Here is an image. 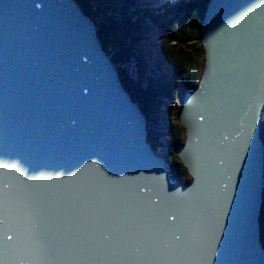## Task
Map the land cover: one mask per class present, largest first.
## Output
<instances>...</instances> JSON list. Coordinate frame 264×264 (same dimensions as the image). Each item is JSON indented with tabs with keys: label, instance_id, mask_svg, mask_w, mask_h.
I'll use <instances>...</instances> for the list:
<instances>
[{
	"label": "water",
	"instance_id": "water-1",
	"mask_svg": "<svg viewBox=\"0 0 264 264\" xmlns=\"http://www.w3.org/2000/svg\"><path fill=\"white\" fill-rule=\"evenodd\" d=\"M25 1L0 0V5L10 7L17 17L16 20L9 19L0 7V55L8 54L4 59L8 61L12 58L17 64H11L9 70L0 68V76L5 78L3 80L8 86L6 95L9 100L7 113L0 114V126L8 123L26 132L21 138L8 140L10 147L17 144L21 146L11 153L17 160H0V264H65L52 255L56 240H48L49 245L46 244V247L34 246L30 243L34 236L31 231L25 232V240L17 239L23 235L26 227L33 226L37 231L43 228L36 223L37 217L30 216L32 207L22 203L33 201L37 207L51 206V193L46 190L48 185L56 187L61 197L67 196L69 193L65 186L69 189L71 181L87 183L88 177L85 175L93 158L98 176L114 184V181L116 184L124 181L140 186L139 177L129 175L124 178L122 169L129 166L133 170L152 168L147 188L152 187V184L160 186L146 191L152 194L151 198L154 197V204H161L168 211L162 213L167 224L176 217L174 231L169 226L164 227L168 236H160L162 231H153L154 222L159 217L151 212L144 213L151 229V232H147L150 245L141 254L144 257L149 252L158 259L164 256L166 259L162 264H167V246L180 257L195 259L190 260L191 264H264V251H261L258 240L263 205L264 151L256 144L259 139L257 130L262 129L261 120L264 116V26L258 28L257 35L256 30L242 21L243 17L237 19L233 16L236 5L241 6L245 14L261 0H212L209 3L201 26V42L206 49L205 66L198 90L185 96L180 119L186 128V141L183 145H176L192 181L177 186L168 178V170L162 163L164 161L154 152L151 158L147 151L142 120L138 117L140 109H137L136 115L134 107L128 102L131 99L128 93L116 85L119 75L109 58H105L104 52L97 48L95 25L87 21L70 0H35L38 3L29 8H24ZM58 15L63 23L60 18L56 19ZM215 17L225 18L228 25L224 27L219 21L215 22ZM48 31L54 36H49ZM222 34H225L226 41L232 37L225 51L220 49V40L224 39ZM245 37L254 41L249 51L239 44ZM29 41L34 42L32 47ZM217 41L219 47L216 50L220 54L215 60L211 45ZM74 42H78L79 46H75ZM26 50L38 68L33 77L31 74L27 77L35 90L30 93V101L22 95L17 69L18 65H26ZM48 51L56 53L49 55ZM48 56L50 60L47 63L45 59ZM233 68L242 71V78L249 79L240 81L219 95L215 73H221L225 83L232 82ZM36 101L37 106L34 105ZM39 108L43 110L42 114H39ZM65 110L69 126L60 118ZM111 117L119 118L120 124L128 126L107 131L104 124H95L92 130L98 137L92 135L87 139L80 134L91 132L85 130L86 122H104ZM250 121L252 127H249ZM133 127L136 129L133 138L121 137L122 132L127 134ZM220 128L223 129L217 130ZM91 133H88V137ZM228 136L232 138V144L228 142ZM57 145H63L65 150L74 154V162H69V158L67 162L63 161V150ZM242 145L243 155L239 157L232 149L240 152ZM218 151H221L220 156ZM89 152H94L95 156ZM196 155L200 158L199 163ZM226 157L227 160L224 159ZM238 158L240 168L237 166ZM222 159L225 168H222ZM71 168L73 177L69 181ZM74 171L77 174L82 171V176H77ZM224 173L227 179L232 180H237L239 173L242 181L237 183V189L240 194L234 196L236 190H229L225 185L222 177ZM12 178L38 185L25 186L20 193L11 194L12 191L3 186L10 189L19 187V183L13 186L10 182ZM94 193L96 206L99 205V199H108L112 203L108 194L99 193L98 190ZM129 198L130 201H139L137 189L130 193ZM230 198H233L232 207L225 211L226 205H230ZM9 199L15 214L11 212V205L6 203ZM120 213V209H114L103 218L110 220V217ZM47 216L48 209L40 214L41 221L44 222ZM198 225L202 229V248L197 254L192 246L188 251L179 241L185 238L184 229H197ZM14 226L20 230L17 229V234L14 233ZM162 244L165 246L159 247ZM65 245L66 248L61 252L71 253L70 246ZM176 246L181 250L175 252ZM95 248L94 243L87 244L88 250ZM103 253L104 250H101ZM93 254L89 252L88 256L82 257L86 259L85 264L98 263ZM126 254L125 250L116 252L119 260ZM82 258L68 264H84L80 263ZM127 264L153 263L143 257H133Z\"/></svg>",
	"mask_w": 264,
	"mask_h": 264
},
{
	"label": "bare ground",
	"instance_id": "bare-ground-1",
	"mask_svg": "<svg viewBox=\"0 0 264 264\" xmlns=\"http://www.w3.org/2000/svg\"><path fill=\"white\" fill-rule=\"evenodd\" d=\"M123 1V0H122ZM212 1V0H211ZM23 6L24 8H29L32 4L34 3H38L32 1V0H26L25 2H23ZM0 7L6 12L7 16L9 17V19L11 20H16V15L14 14L15 12H13L12 10H10V7L5 6V5H0ZM237 8L235 9L236 11L233 12V16L237 19L242 18V21L249 25L251 27V29L256 30L257 35H258V28H262L264 26V0H261L260 2H258L257 4H255L254 6H252L250 9H248L245 14L244 11L241 9V6H237ZM32 14V12H31ZM58 14V13H57ZM244 14V16H243ZM35 16V14H34ZM59 16V15H58ZM56 16V19L59 20V18L61 19V17ZM215 22L219 21L220 24L224 27H226L228 25V22L225 18H217L215 17ZM61 23H63L62 19H61ZM95 28L100 30V27H97L96 24ZM38 26V25H36ZM60 26V25H59ZM53 27H51L52 30ZM48 35L49 36H54L50 31H48ZM99 37V36H98ZM222 37L224 39L220 40V49L222 51L226 50V44L230 43V41L232 40V37L230 36V40L226 41V36L225 34H222ZM241 42L239 43L242 47H244L246 49V51H249L250 49L253 48L254 45V41L249 40V38H242L240 40ZM31 47L33 46V41H29ZM99 44V41L97 43V46ZM69 45V44H67ZM75 46H79L78 42H74ZM219 45H218V41L217 43H213L211 45V48L214 49V56L213 58L215 60H218V56L220 54V52L216 49H218ZM145 49V48H144ZM141 51V54H139L138 50L134 56H132L129 60V64H139L141 66H143V68L145 69L146 67H148L149 60L155 61L154 60V56H147L145 55L144 51ZM148 49V48H147ZM27 51V50H26ZM158 51V50H156ZM24 53V52H23ZM56 52L55 51H48L49 55H54ZM145 56H144V55ZM33 55V54H32ZM247 55V54H246ZM8 56V54H1L0 55V68H6L7 70H9V66L11 64H13L14 66H16V62L10 58L8 61L5 60L4 58ZM24 56H26V65L24 66H17L18 69V78H19V82L22 83V95L23 97L27 98V101H30V99L32 98L30 96V93L32 91H35L34 88L32 87V84L30 83L31 80L29 81L27 79V77L31 74L33 77L34 71L38 70V68L36 67L35 63H33L30 59H31V54H29V52H25ZM13 57V56H12ZM152 58V59H151ZM149 59V60H148ZM158 59V58H157ZM46 62L48 63V61L50 60V57L48 56L47 59H45ZM8 62V63H7ZM153 63V62H152ZM111 64V63H110ZM160 65V64H159ZM221 69H223L222 66H220ZM141 70L137 71V74H140ZM174 74V73H173ZM242 71L236 70L235 68H233L232 70V75H233V79L232 82H224L222 80V75L221 73L218 75V72L215 73V76L217 77V84H218V92H220L219 95L223 94V91L228 90L231 86L237 85L238 83H240V81L243 80H247L242 78ZM119 75V73H118ZM144 75V74H142ZM148 77V76H147ZM172 77V76H171ZM138 76L133 74V79H137ZM5 78L0 76V114L1 115H5L7 113L8 110V98H7V89L8 86L6 85L5 80H3ZM143 79V77H142ZM119 80L121 81L120 77ZM119 80L115 81L116 85L121 87V89H123V91H126V88L124 87V84H122V81L120 82ZM142 81V80H141ZM168 87H172V83L170 82L168 84ZM249 91V90H248ZM128 92V91H127ZM129 94V98H131L130 93ZM129 104L134 107V113L137 115V108L139 107L137 104H133V102L131 101V99L128 100ZM37 101L34 104L35 106H37ZM40 104H42V101L40 102ZM43 110L39 108V114H42ZM67 111L65 110L60 118L62 121H64L67 126H69L68 123V116H67ZM140 115H141V120H142V127L145 133V139L148 140V128L150 126V122L149 120V114H146L145 112H141L139 111ZM135 114H131L130 115H135ZM152 114L155 116L154 112H152ZM49 115V114H48ZM117 118V117H115ZM154 123V122H153ZM95 124H104L106 127V130L108 131H112V130H117L120 126L123 127V129H125L128 124L125 123H121L119 122V118L114 119V118H109L108 120L101 122L99 120H92L90 122H86L85 124V130L86 131H91V132H80V134H82L83 136H85L87 139L95 136L98 137L99 135L94 134L92 128L93 126H95ZM22 127V126H21ZM261 128H263L262 126V120H261ZM22 129V128H21ZM21 129H19L16 125H12V124H4L3 126H0V147L2 146L3 150L0 151V160H5V161H16L17 157H15L13 154L11 155V153H13L14 151L18 150L19 148H21V146L19 144L14 145L12 147L9 146L8 140H12L14 138H21L22 134H25L26 132H22ZM223 128L217 129V130H222ZM147 132H146V131ZM214 130V131H217ZM225 131V129H224ZM88 133H91L90 136L88 137ZM126 132H122L121 137L122 138H126V136L130 139L133 138L136 134V129L130 128L127 131V134H125ZM55 134H59L58 132H56ZM54 136V135H53ZM55 136H59V135H55ZM109 137H113V135H110ZM6 138V140H5ZM61 138V137H60ZM38 139L40 141H42L41 137L38 136ZM208 139V137H207ZM209 140V139H208ZM228 142L230 144H232V138L230 136H228L227 138ZM76 142V139H75ZM256 144L260 146V140L257 139L256 140ZM152 143L148 142L145 144V147L147 149V151L149 152L151 158L153 157V152L151 150L152 147ZM54 146V144H53ZM57 148L63 150L61 153V156L63 158V161L67 162L66 160L69 158V162H74L75 159V155L72 153H69L68 150L64 149L63 145H57ZM243 149H244V145L241 146L240 148V152L237 151L236 149H232L233 153H237L239 154V157L241 155H243ZM157 151V150H156ZM156 151H154L155 154L159 155L158 153H156ZM219 156L221 155V151H218ZM88 154L95 156L94 152H89ZM197 156V163L200 162V158L198 155ZM82 157V156H80ZM77 158H79V156H77ZM160 158L164 161L165 163V158L163 156H160ZM225 160H227V157L224 158ZM91 161L89 163L90 167L86 172V175L88 177L87 183H83L78 181H71L72 177H73V169L71 168L70 173L71 175H69V189L67 186H65L66 190H67V196L65 197H61L59 190L56 187L50 186L48 185V189H46L47 191H50L51 193V198H52V204L49 207H37V205L31 201L30 203L25 202L22 203L24 206L26 207H32V210L30 212V216H35L37 217L36 223H39L40 225H42V230L41 231H37V229H35L33 226L31 227H26L23 231V235H21V237H17V239L19 240H25L24 235L25 232H33L34 236L31 239V242L34 246L38 245V246H44L46 247V244L49 245V241L50 239H54L56 240V244L55 247L52 250V255L58 259L59 261H61L62 263L68 264V263H72L74 260L78 259V258H82L84 256H88L87 253L89 252H94V254L92 255L94 259L97 260V264H127L133 257H143L145 258V260H147L148 262H151L153 264H162V262L166 259L164 256H162L161 258H155L152 257L149 254L144 257L143 253H145L147 250L146 247L150 245L149 240H148V236H147V232H151V229L149 228V226L147 225V217H145L144 213L147 212H151L153 215H157L159 218H157L154 222L153 225V231L156 233V230L159 232L162 231L163 233L159 234L160 236H168V232L167 229H165L164 227H170L173 231H174V219L175 217H173V219L168 221V224L165 222L164 217H162V213H166L168 212L161 204H154V197L151 198L152 194H148L147 193V189H156L157 187H159L160 185L156 184H152L150 188H147V179L149 176L152 175L151 167L148 168H143V169H138V170H133L132 167L129 166V168H123L122 169V174L123 177L126 178L127 176H135V177H139L138 179V183L139 185H131L128 182L124 183V181L122 182H117L116 181L115 184L114 183H110L108 182V180L106 178H100L96 172L95 166H94V158L90 159ZM253 162V161H252ZM224 161L222 159V168H225L224 166ZM254 164V162H253ZM234 164L231 165V167ZM1 166V165H0ZM238 168H240V161L238 158ZM166 167V166H165ZM262 170L264 173V158H263V164H262ZM75 174L77 176H82V171L77 174L76 171H74ZM259 174H261V172L259 171ZM5 175V173H4ZM3 175V176H4ZM55 175V174H54ZM168 178L171 180V182L173 184H175L176 186L178 185V182H176L170 172H168ZM219 176V174L216 176V178ZM222 177H224V183L225 185L228 186L229 190L230 188L236 190L235 195H237V193H241L240 190H238V184L237 183H241L242 179H240L239 173L237 174V180H232V179H227L226 178V174H222ZM137 179H135L137 181ZM13 186L19 183V187H13V189H10L6 186H3L5 189L12 191L11 194L13 193H20L21 189L25 186H34V185H38L37 183H30L29 181L27 183L21 182L20 180L16 179V178H12V180L10 181ZM21 182V183H20ZM232 183H236V184H232ZM154 185V186H153ZM18 186V185H17ZM138 191L140 198L139 201H130V193H132L134 190ZM98 190L99 193H106L110 196V198L112 199V203H109V201H104L99 199V205L96 206L95 204V197L94 196V191ZM230 195V194H229ZM35 198V197H32ZM183 200H185V198H182ZM62 200V202H61ZM103 202V203H101ZM162 202V201H160ZM159 202V203H160ZM165 202V201H163ZM232 202H233V198L229 199V204L230 205H226L225 211H228V209L230 207H232ZM8 204L11 205V212L14 213V209L12 207H14L11 202L10 199L6 202ZM120 204V205H119ZM169 206L173 207L172 205L168 204ZM65 206V208H64ZM122 207V208H121ZM46 209H48V216L45 217L44 222L41 221V217L40 214L43 213ZM114 209H117V211L120 209L121 213L115 217H110L111 219H105L103 218L104 216L107 215L108 211L113 212ZM15 214V213H14ZM33 220H31L32 222ZM140 222L143 224L141 225ZM166 223V224H164ZM32 225H35L32 224ZM145 226V228L143 227ZM17 229L19 230L18 227L14 226V233L17 234ZM20 231V230H19ZM185 233V238L184 240L179 241V244H183V247L185 249H189L191 248V246L195 249V251L197 252V254L201 251L202 245L200 243V238L202 235V229H200V225H198L197 229H189L183 230ZM204 232V230H203ZM127 233V234H126ZM259 236H260V227H259ZM261 238H259V246L261 248V251H264V247L263 244L260 241ZM177 240V239H176ZM94 243L96 245V248L93 250H88L87 249V244L88 243ZM191 243V244H190ZM69 245L72 252H61L63 249L66 248V245ZM161 246H165L164 244L160 245ZM172 246V245H170ZM166 249L168 251V255H167V264H191L190 260L194 261L195 259H191L189 256L184 257H180V255H176L174 254L171 250L170 247ZM101 250H104V253L101 254ZM123 250L127 251V254L125 256H123L120 260L118 259V255H116V252H122ZM181 250L179 246H176L174 251L176 252ZM93 259V260H94ZM86 259L82 258V261H80V263H83ZM197 260V257H196ZM198 260H200V258H198ZM183 261V262H181ZM49 263V261H48ZM85 264V262H84Z\"/></svg>",
	"mask_w": 264,
	"mask_h": 264
},
{
	"label": "trees",
	"instance_id": "trees-1",
	"mask_svg": "<svg viewBox=\"0 0 264 264\" xmlns=\"http://www.w3.org/2000/svg\"><path fill=\"white\" fill-rule=\"evenodd\" d=\"M75 1L84 10L85 14L88 13L90 15L96 26L100 24L101 31L98 30L97 35L103 43L104 51L109 54L117 66L122 84H124L130 96L135 101L137 99L140 100L138 106L142 107L143 112L149 115L155 111L159 112L161 106L169 103V99L173 100V93L179 94L178 92H172L173 82H171L172 87L167 85L165 88H158L162 80L157 87L150 84L147 87L149 89L146 91L141 87L142 84L140 86V80H137V85L129 74L127 66L130 58L135 55L134 46L136 47V45L146 41V39L148 40V36L155 37V35L160 34L162 38V36L166 35L167 40L161 45H163L164 54L169 59L167 61L173 66L176 64L177 67H184L185 71H188L186 73L187 85L189 84L192 87L197 85L199 72L196 70V64L201 57L198 53V44L203 46L201 42V26L210 0H187V3L189 1L193 2L187 7L181 5L183 0H172L165 5V11L157 16L156 14H151L147 8L148 4L140 0H128L129 2H123L122 0H89L95 2V8H93V5H88L87 0ZM174 3L179 5L177 10ZM101 20L104 21L103 25ZM155 52L161 55L158 51ZM162 59L164 58L162 57ZM142 69L152 76L159 75L161 77L164 74L159 67H156L155 72L151 68L146 67L144 69L143 66ZM181 110L182 105L179 106L175 116L173 118L170 117L169 128H172L171 133L175 142L170 147V155L176 157V159L172 160L170 169L174 168L175 172L173 173L172 170L168 169L176 182L189 183L192 178L191 174L179 157L176 147V145L182 144L186 140L184 137L186 128L180 119ZM154 118L156 119V117ZM150 120L151 117L148 121L150 122ZM262 126L264 127V116L262 118ZM152 147L155 149L154 144ZM156 152L158 153V151ZM158 154L167 161L172 159L160 153ZM175 173L177 177L174 176ZM261 210L259 238H261L260 241L264 247V200Z\"/></svg>",
	"mask_w": 264,
	"mask_h": 264
},
{
	"label": "rangeland",
	"instance_id": "rangeland-1",
	"mask_svg": "<svg viewBox=\"0 0 264 264\" xmlns=\"http://www.w3.org/2000/svg\"><path fill=\"white\" fill-rule=\"evenodd\" d=\"M150 1L155 3V4H158L160 0H150ZM210 2H211V0H210ZM98 26L101 27L100 24H98L97 27ZM166 40H167L166 35L162 36V38H161V35L158 34L155 37L148 36V42L150 43V46L145 45V44H147V42H144V44H142L143 46H147L144 49L145 50L144 53L147 56V58L150 55L154 56L153 58L155 61H152L154 64H152V62L148 59L149 60L148 67L151 68L154 72H155L156 67H159L161 69V71L164 73L163 75H161V77H159V75H157V76L150 75L148 72L143 70L142 66L139 64H131L130 63L127 66V68L129 70H132L134 75L138 76V78L136 80L135 79L134 80L137 83V80L139 79L140 80V86L142 84L141 87H143V89L146 91L149 89L147 87L150 84H153L155 87H157L162 80V83L158 88H163V87L165 88L170 82H173L174 86L172 88V92H178L179 93L178 95L173 93V95H172L173 100L169 99V103H165L164 106H161L160 110L158 108L159 112L155 113V116L153 114H151L148 117V118L151 117V120H150L151 123H150V126L148 128V132H149L148 142L154 144L155 150H157L160 154L164 155L165 157L168 156L169 158H172V159H169V161H167V160L165 161L166 162V168L170 169V166H172V160L176 159V157H173L170 155V147H172L175 142L173 141V135L171 133L172 128H169V126L166 125V122L171 123L170 117L173 118L175 116V113L178 111L179 106L182 105V102H183V94L182 93L188 87V85L186 84V80H188V79H186V73H188V71H185L184 67H177L176 64H175V66L177 67V69L175 67V70H174L173 65L167 61L169 59H167V56L164 54L163 45H161V44H164ZM156 50H158V52L161 53V55L157 54V52H155ZM203 51H205L203 46L198 44V53L201 55V57L197 61V64H196V70L199 72V75L197 78V83H196L197 85L199 84V82L201 80L203 69L205 66V52H203ZM139 54H141V50L139 51ZM162 57L164 59H162ZM139 70H141V72H140V74H137V71H139ZM142 74H144V75H142ZM142 77H143V79H142ZM137 85H138V83H137ZM131 101L133 102V104L138 105L140 100L137 99L135 101L131 97ZM154 117L161 119L160 122H158V120L156 121V119ZM182 129H183V127H182ZM184 137H185V130H184ZM184 143L185 142H183V144ZM263 154H264V152H263ZM170 170H172L173 173L175 172L174 168H171ZM262 174H264L263 170H262ZM176 175L177 174L175 173L174 176H176ZM31 197H34V196L31 195ZM263 200H264V197H263Z\"/></svg>",
	"mask_w": 264,
	"mask_h": 264
},
{
	"label": "snow or ice",
	"instance_id": "snow-or-ice-1",
	"mask_svg": "<svg viewBox=\"0 0 264 264\" xmlns=\"http://www.w3.org/2000/svg\"><path fill=\"white\" fill-rule=\"evenodd\" d=\"M249 127H252L251 121L249 122ZM257 135L260 140V148L264 151V128L257 130Z\"/></svg>",
	"mask_w": 264,
	"mask_h": 264
},
{
	"label": "flooded vegetation",
	"instance_id": "flooded-vegetation-1",
	"mask_svg": "<svg viewBox=\"0 0 264 264\" xmlns=\"http://www.w3.org/2000/svg\"><path fill=\"white\" fill-rule=\"evenodd\" d=\"M164 224H166V223H164Z\"/></svg>",
	"mask_w": 264,
	"mask_h": 264
}]
</instances>
